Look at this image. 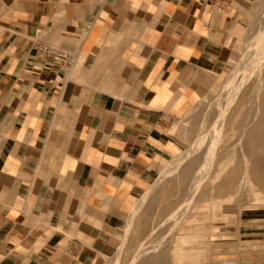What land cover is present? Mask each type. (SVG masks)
I'll return each instance as SVG.
<instances>
[{
	"label": "crops",
	"instance_id": "0c3cea01",
	"mask_svg": "<svg viewBox=\"0 0 264 264\" xmlns=\"http://www.w3.org/2000/svg\"><path fill=\"white\" fill-rule=\"evenodd\" d=\"M238 12L229 0H0V264L108 263L186 145L179 125L222 72ZM39 44L75 64L46 62ZM243 221L223 264H264V213Z\"/></svg>",
	"mask_w": 264,
	"mask_h": 264
},
{
	"label": "rangeland",
	"instance_id": "374dc122",
	"mask_svg": "<svg viewBox=\"0 0 264 264\" xmlns=\"http://www.w3.org/2000/svg\"><path fill=\"white\" fill-rule=\"evenodd\" d=\"M229 4L239 9V19L226 37L225 66L179 125L186 145L162 167L160 176L129 213L127 225L120 231L107 264H131L133 259L135 264H153L159 255L163 264H223L225 257L233 255L234 236L246 226L245 216L254 210L264 213V184L254 183L246 176L241 152V133L258 118L259 100L254 85L257 69L252 71V57L258 42L264 39V0H229ZM263 63L260 68L264 73ZM242 80L244 86L227 114L219 138L214 140L215 158L208 165L203 158L207 159V139L211 133L206 142L194 151L191 149L226 106L227 88L232 90ZM252 156L250 152L248 157ZM199 165H203L207 175L192 202H185ZM224 183L227 188L219 191L218 187Z\"/></svg>",
	"mask_w": 264,
	"mask_h": 264
},
{
	"label": "bare ground",
	"instance_id": "6f19581e",
	"mask_svg": "<svg viewBox=\"0 0 264 264\" xmlns=\"http://www.w3.org/2000/svg\"><path fill=\"white\" fill-rule=\"evenodd\" d=\"M258 49H257V52L254 53V57L250 58L252 59V64L254 66V68L252 69V71L256 72V80H255V83L254 85L256 86V90H257V103L259 102V104L257 105L256 107V113H257V116L258 118L255 119L254 121H256L251 127L247 128L242 134V139H243V143L241 145V152L244 154V161H245V166H246V176H248L252 182L254 183H261V184H264V73L262 71V68H260V65H261V62L264 61V60H261L264 58V39L262 41H259L258 42ZM256 51V50H255ZM249 56V55H248ZM236 61V60H233V62ZM251 62V61H250ZM236 63V62H235ZM241 64V62L239 63ZM244 64V63H243ZM264 64V63H263ZM249 67V66H248ZM262 67V66H261ZM252 68V67H251ZM250 68V69H251ZM249 69V68H248ZM248 72V71H247ZM251 73V70L249 71ZM244 73V72H243ZM242 73V74H243ZM249 73V75H250ZM245 74V73H244ZM248 75V74H247ZM246 75V76H247ZM253 75V73H252ZM255 75V74H254ZM253 75V76H254ZM240 76V75H239ZM252 76V77H253ZM250 77V76H248ZM255 77V76H254ZM241 78V77H240ZM243 78V76H242ZM247 79V78H246ZM230 82H231V78L229 79ZM240 80V79H239ZM235 81V80H234ZM233 81V82H234ZM246 81V80H245ZM232 83V82H231ZM237 83V82H236ZM240 83V84H238ZM237 86H235L232 90L231 88H227L228 90V95L226 97V106L225 107H222L223 110L221 109H218V110H221L218 112V118L216 120H214L215 122L213 123V125L211 127H209L202 135L203 136H198L199 139H197L198 141L196 142L195 146L192 147L191 150L194 151L195 148L199 147L205 140L206 138H208L209 136V133H211V135L209 136V138L207 139L208 141V148L206 147L207 150V159L206 157L203 158V160H205L208 165H211L212 164V160L213 156L214 155V145L216 144L215 143V138L218 136V133L220 132V130L223 128L224 126V123L226 121V117H227V114L229 112V110L231 109L233 103L235 102L237 96L239 95L240 93V90H242V87L244 86L243 84V80L241 82H238ZM233 84V83H232ZM231 84V85H232ZM230 85V86H231ZM235 85V83H234ZM233 85V86H234ZM231 90V91H230ZM230 91V92H229ZM227 92V91H226ZM255 95V94H254ZM239 100V99H238ZM240 101V100H239ZM238 103V102H237ZM236 103V104H237ZM240 103V102H239ZM242 103V102H241ZM240 103V104H241ZM221 108V107H220ZM208 109V108H207ZM259 114V115H258ZM209 117V116H208ZM213 121V120H212ZM245 129V128H244ZM221 133V132H220ZM201 135V134H200ZM219 138V136L217 137ZM221 138V137H220ZM240 139V138H239ZM215 140V141H214ZM241 141V139H240ZM206 142V141H205ZM219 142V141H217ZM221 143V142H220ZM218 144V143H217ZM217 147V146H215ZM217 150V149H216ZM250 152H253L254 154V157L252 156L251 157H248V154H250ZM197 154V153H196ZM185 156V155H184ZM183 156V157H184ZM189 156V155H188ZM194 156V155H193ZM214 162V161H213ZM180 163V162H179ZM203 163V162H202ZM204 163V164H205ZM201 164V163H200ZM203 164V165H204ZM203 165L200 167V170L198 171V174H197V177H196V180H195V183L194 185L192 186V189H191V192L190 194H188L187 198L184 200L185 202H189L191 203L192 200L195 198L196 194L198 193L199 191V188L204 180V178L206 177L205 176V171L203 170ZM198 167V168H199ZM207 167V166H206ZM205 168V166H204ZM208 168V167H207ZM206 170V169H205ZM202 171V173H200ZM208 171V170H207ZM210 171V170H209ZM221 172V171H220ZM235 173V172H234ZM238 173V172H237ZM209 174V173H208ZM207 175V174H206ZM244 177V176H243ZM249 179V180H250ZM229 180L228 179V183H229ZM232 180V179H231ZM226 181V180H225ZM224 181V182H225ZM251 182V183H252ZM223 183V182H222ZM227 184V183H226ZM225 183L220 185L218 187L219 191L220 190H225L227 188V185ZM184 203V202H183ZM181 206L179 207L178 211L181 209ZM184 206H185V203H184ZM184 210V209H183ZM187 211V210H186ZM142 254V253H141ZM138 257V256H137ZM159 258L156 257V259ZM137 260V259H136ZM135 260V261H136ZM139 260V259H138ZM155 260V259H154ZM158 262H161V259H157ZM132 262V261H131ZM130 262V263H131ZM155 262V261H154ZM131 264H135L134 262V259H133V262Z\"/></svg>",
	"mask_w": 264,
	"mask_h": 264
},
{
	"label": "built area",
	"instance_id": "2783aa9c",
	"mask_svg": "<svg viewBox=\"0 0 264 264\" xmlns=\"http://www.w3.org/2000/svg\"><path fill=\"white\" fill-rule=\"evenodd\" d=\"M36 49L37 53L48 63L65 67H70L75 64V56L55 46L39 44Z\"/></svg>",
	"mask_w": 264,
	"mask_h": 264
}]
</instances>
